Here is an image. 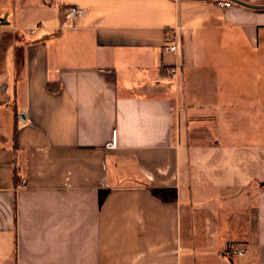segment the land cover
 Wrapping results in <instances>:
<instances>
[{
  "label": "crops",
  "instance_id": "crops-1",
  "mask_svg": "<svg viewBox=\"0 0 264 264\" xmlns=\"http://www.w3.org/2000/svg\"><path fill=\"white\" fill-rule=\"evenodd\" d=\"M4 1L0 264H264V9Z\"/></svg>",
  "mask_w": 264,
  "mask_h": 264
},
{
  "label": "built area",
  "instance_id": "built-area-1",
  "mask_svg": "<svg viewBox=\"0 0 264 264\" xmlns=\"http://www.w3.org/2000/svg\"><path fill=\"white\" fill-rule=\"evenodd\" d=\"M217 1L220 7H230L233 4L231 0H217ZM83 12H84V9H82L81 7L77 5L68 7L63 25H66L69 22L75 21L76 18L80 16ZM179 49H180V45L174 38L168 40L164 46V50L170 51V52H176ZM172 74L173 75L176 74V69L172 71ZM108 146L110 148L117 147V140H116L115 132L112 137V140L108 143ZM245 252H246L245 248L242 247L240 244H236V243L231 244L227 249V254L230 255L231 257L244 255Z\"/></svg>",
  "mask_w": 264,
  "mask_h": 264
},
{
  "label": "water",
  "instance_id": "water-1",
  "mask_svg": "<svg viewBox=\"0 0 264 264\" xmlns=\"http://www.w3.org/2000/svg\"><path fill=\"white\" fill-rule=\"evenodd\" d=\"M237 4L249 7V8H253V9H264V4H253V3H249L247 1L244 0H231Z\"/></svg>",
  "mask_w": 264,
  "mask_h": 264
},
{
  "label": "rangeland",
  "instance_id": "rangeland-1",
  "mask_svg": "<svg viewBox=\"0 0 264 264\" xmlns=\"http://www.w3.org/2000/svg\"><path fill=\"white\" fill-rule=\"evenodd\" d=\"M2 4L4 5V9H7L11 6V0H10V3H9V0H6V1L2 2Z\"/></svg>",
  "mask_w": 264,
  "mask_h": 264
}]
</instances>
